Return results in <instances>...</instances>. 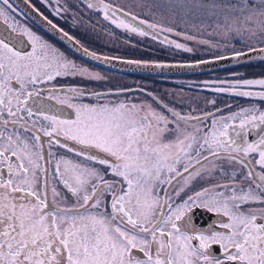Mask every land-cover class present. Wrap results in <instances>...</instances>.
<instances>
[{
	"label": "snow or ice",
	"instance_id": "obj_1",
	"mask_svg": "<svg viewBox=\"0 0 264 264\" xmlns=\"http://www.w3.org/2000/svg\"><path fill=\"white\" fill-rule=\"evenodd\" d=\"M79 3L162 47L214 53L177 63L102 56L40 13L91 62L163 71L264 61V0ZM72 10L68 0L52 9ZM17 11L0 0V264H264V75L198 85L258 101L237 111L182 91L108 87ZM137 91L146 98L120 99ZM196 209L218 219L198 226Z\"/></svg>",
	"mask_w": 264,
	"mask_h": 264
},
{
	"label": "rangeland",
	"instance_id": "obj_2",
	"mask_svg": "<svg viewBox=\"0 0 264 264\" xmlns=\"http://www.w3.org/2000/svg\"><path fill=\"white\" fill-rule=\"evenodd\" d=\"M61 2L63 3L64 0H61ZM112 2L128 5L132 3V0H112ZM68 3L73 5V10L65 14V16L69 21L75 22L77 26L73 31L74 36L84 41L93 51L127 59L165 62H188L194 59L212 58L214 55L213 52L204 46H197L195 54L176 52L167 47H162L157 42L152 41L151 38H142L116 28L109 21L104 20L100 14L83 7L76 0H68ZM78 4L79 6L77 7ZM181 27H184V25H181ZM205 38L211 39L207 35H205ZM235 46L237 48L242 47L240 44H236ZM225 54L229 55L230 53ZM92 69L101 72L109 78L110 84L108 87H143L157 95H162L166 92L182 91L185 96L198 97L197 103L201 107L204 106V98H215L219 107L225 108L226 105H231V111H237L238 107H246L249 103H258V101H249L245 98L227 94L215 95L200 90L198 85L206 80L227 78L232 73H242L247 78L260 77L264 75V61L251 59L250 61L246 60L231 66L187 75H148L112 70L106 71V69L102 70V68L98 67H93ZM62 83L65 82L62 81ZM137 95L140 94L131 93L121 97L122 99L129 100L145 99L142 95ZM165 99H168V97H165ZM193 107H195V104H193ZM225 114H227V109H225Z\"/></svg>",
	"mask_w": 264,
	"mask_h": 264
},
{
	"label": "flooded vegetation",
	"instance_id": "obj_3",
	"mask_svg": "<svg viewBox=\"0 0 264 264\" xmlns=\"http://www.w3.org/2000/svg\"><path fill=\"white\" fill-rule=\"evenodd\" d=\"M25 1L28 2L33 8H35V10L38 9L39 13H43L44 16H47L49 19L53 20L54 23L59 25V27L63 28L65 31L69 32L70 35L74 36L73 31L77 27L75 22H73L71 20L69 21L68 18L63 13H62V16H60V17H57V16L53 15L52 9H53V7H55V1L54 0H51V6H49V4L43 3V0H23V2H25ZM76 1L79 3V0H76ZM10 2H13L14 6L18 10L17 13H16V21L20 25L30 28L32 31H34L38 35L42 36L49 43H51L54 46L60 48L62 51H65L66 53H68L73 59H76L78 63H85L90 68L98 67V68H102V70L103 69H106V71L109 70L107 68L100 67L99 65L97 66L94 63H91V62H89L87 60H84L83 58L79 57L75 52H73L62 41H60L59 39L55 38L51 34L47 33L40 26H38L33 20H31L30 17L23 10H21V8H19V6H17V4L13 0H10ZM79 4L82 5L83 7H85L83 4H81V3H79ZM0 30L7 31L6 25H4L3 23H0ZM76 40H78L83 47H86L90 51H93L91 48L88 47L87 44L84 43V41L79 40L77 38H76ZM25 50H27V49H25ZM94 52L102 54V55H107V54H104L102 52H97V51H94ZM108 56H110V55H108ZM113 57H115V56H113ZM60 83H62V81ZM135 88H138V87H134V89ZM146 90L150 91L149 89H146ZM134 93L140 94V95H137V96H141L142 95L138 91L134 92ZM144 98H146V97H144ZM120 99H122V97H120ZM132 100H136V99H132ZM65 111L68 112L70 110L65 109ZM256 136H257V133L253 132L251 134L250 139H254V138H256ZM207 186L208 185L206 183L198 184V185L195 186L194 191H199L202 187H207ZM190 194H191V192L189 193V195ZM213 219H218V217H215L213 214H210V213L204 211L203 209H196L194 211V220H195V222H196V224L198 226H206Z\"/></svg>",
	"mask_w": 264,
	"mask_h": 264
},
{
	"label": "water",
	"instance_id": "obj_4",
	"mask_svg": "<svg viewBox=\"0 0 264 264\" xmlns=\"http://www.w3.org/2000/svg\"><path fill=\"white\" fill-rule=\"evenodd\" d=\"M21 10H23L31 20H33L38 26H40L43 30H45L47 33L51 34L55 38L59 39L62 41L65 45H67L73 52H75L79 57H82V53H77L75 48L72 46V44L67 41V40H61L60 34L53 29L47 24V22L41 17L40 13L35 10L28 2H23V0H13ZM99 54V53H97ZM102 55V54H99ZM230 55V54H229ZM102 56H108V55H102ZM113 57V56H109ZM84 60L89 61L86 58H83ZM127 59V58H123ZM212 58H208L206 60H210ZM256 59V58H253ZM246 60H241L239 62L228 59V60H223V61H218V62H213L205 65H201L199 68H171V69H164L163 71L153 69V68H137L134 65H129L125 63H121L119 61H113L109 64H102V63H97V62H91L96 65H99L101 67L110 69L112 71H118V72H124V73H135V74H148V75H187V74H195V73H201V72H206L210 70H215L227 66H231L240 62H243ZM169 63H177V62H169Z\"/></svg>",
	"mask_w": 264,
	"mask_h": 264
}]
</instances>
